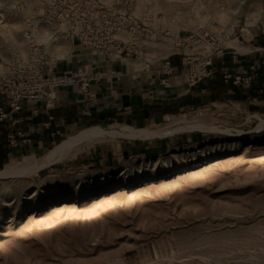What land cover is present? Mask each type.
Wrapping results in <instances>:
<instances>
[{
    "label": "rangeland",
    "instance_id": "374dc122",
    "mask_svg": "<svg viewBox=\"0 0 264 264\" xmlns=\"http://www.w3.org/2000/svg\"><path fill=\"white\" fill-rule=\"evenodd\" d=\"M94 1L113 11L118 19L130 17L133 39L144 49L143 63L148 60L151 64L150 73L145 75L162 73L170 56L186 69L184 60L199 59L201 53L209 52L214 54L211 77L216 73L215 63L222 61L227 68L223 81L232 83L239 77L236 86L244 91L255 86L256 91L250 101L242 95L241 100L205 103L175 115L199 116L219 130L229 129L226 135L198 131L153 141L109 142L42 172V179L55 175L63 183L81 171L120 167L135 157L163 154L181 146L197 147L210 138L223 140L198 149L195 157L193 152L180 161L168 159L169 164L161 160L156 168L144 169L135 178H117L103 189L97 186L79 190L78 198L67 197L68 204L63 207L55 203L56 209L51 212L47 201L41 202L42 207L32 217L30 204L11 206L0 215V264H264V128L257 130L264 120V78H260L254 64L243 63L237 71L234 63L228 64L233 60L239 22L254 0H244L240 14L230 15L228 24L232 29L230 24H217L222 28L217 35L206 23L199 26L188 19L180 23L185 30L170 28L169 21H161L160 13L155 17H148L144 9L137 13L135 0ZM232 4L219 8L233 10ZM11 13L8 11L6 22L12 20ZM152 41L157 45H150ZM74 48L78 52L74 53ZM69 50L79 59L87 55L84 63L94 60L80 47L69 45ZM1 56L7 60L5 48ZM1 56L3 67L6 60ZM123 66L131 73L139 70ZM245 82L250 84L248 88ZM167 123L164 118L141 128L164 127Z\"/></svg>",
    "mask_w": 264,
    "mask_h": 264
},
{
    "label": "crops",
    "instance_id": "0c3cea01",
    "mask_svg": "<svg viewBox=\"0 0 264 264\" xmlns=\"http://www.w3.org/2000/svg\"><path fill=\"white\" fill-rule=\"evenodd\" d=\"M249 7L247 16L239 22L233 60L228 64L234 63L235 70L243 63L254 64L260 78H264V0L251 1ZM84 57H72L68 62L60 63L58 70H70L79 60L85 62L88 56ZM97 61L98 64L89 63L90 70L103 71L105 77L91 85V99L78 95L71 88L60 89L55 94L56 102L52 108L43 103H21L8 117L18 121L13 127L8 120L0 122V169L14 155L47 150L60 139L90 126L116 122L141 128L205 103L241 100L245 95L244 100L250 101L256 91L255 86L244 91L243 87L223 81L222 74L227 68L222 61L215 63L213 77L191 89L186 85V69L173 56L168 59L167 75L161 72L149 76L131 74L128 68L109 63L104 58L97 57ZM111 72L116 76L110 77ZM7 103L0 98V107L7 109ZM10 129L15 134L13 145L7 139Z\"/></svg>",
    "mask_w": 264,
    "mask_h": 264
},
{
    "label": "bare ground",
    "instance_id": "6f19581e",
    "mask_svg": "<svg viewBox=\"0 0 264 264\" xmlns=\"http://www.w3.org/2000/svg\"><path fill=\"white\" fill-rule=\"evenodd\" d=\"M42 1L43 0L29 1V4L27 3L26 10L22 14L19 15L18 13L12 11V13L10 14L12 20L6 22L8 11L11 10L16 1L0 0V56L1 51L4 48L8 53L14 52L18 53L22 57L25 56L26 51L24 31L28 27L27 18L30 14L33 15V10L37 9L38 3H41ZM135 1V9L137 13H139L142 9L145 10V13H147L148 17L150 15L152 17H155L153 16L155 13H160L163 16V18H161V21L162 19L164 20V22L169 21L168 25L170 26V28H182L185 30V26H183L184 24L180 25V23L184 19H188L187 21L190 23H195L197 21L199 23V26H202L203 24L205 25L206 23L208 25V29H210L212 33L216 35L222 25L227 26L230 24H228L230 15L237 16L238 14H240V11L246 4L244 0ZM232 3H235L233 10L228 7L227 9H225L224 7L221 9L219 8L222 7V4L231 6ZM182 8H187L188 11ZM209 8H212V12L209 11ZM142 13H144V11ZM192 16L195 19L194 21L191 18ZM217 24H221V27L218 28L219 26H217ZM231 27L232 25L230 24L229 28L232 29ZM37 34L41 35L46 41H54L53 49H47V54L50 59H62L67 57V55L70 53L68 43L65 41L60 42L48 27H40L37 30ZM150 45L153 46L157 44L155 43V41H152ZM75 46L76 48H78L77 45ZM76 52H78V50L75 49L74 53ZM1 57L3 60H6L3 56ZM93 59L94 64H98L97 57H94ZM1 68L2 65L0 64V69ZM133 68H139V66L135 64ZM166 120L168 123L164 127L155 126L150 128H134L128 125L119 124L110 126H92L80 130L73 135L66 136L59 143H57L53 147H50L42 154H32L11 158L0 169V215L11 206H14L16 208L17 205L30 204L31 206H33V209L29 212V217L36 216V212L42 207L40 204L43 201H47V210L51 212V210L55 208V203H59L62 205L61 207H63L66 206L65 204L67 203V197L71 196L75 199L78 198L79 190L96 188L97 186H100L103 189L111 181L116 180L117 178H135L136 175L142 173L144 169L156 168L161 160H163V162H165L166 164H169L171 162L170 160L167 161L168 159H171L172 161V159L174 158L177 161H180L181 159H184L187 154L189 155L193 152L194 153L192 154V156L195 157L198 149L206 148L213 144H220L223 142V140L210 138L201 142L197 147L181 146L168 149L163 154L154 156L148 154L142 155L132 158L130 161H128L124 165H121L120 167L114 166L111 168H104L90 172L79 171L80 173L78 175L76 174L75 176L65 180L63 183L62 180L57 179L55 175H50L45 180L40 177V174L42 172L51 170L56 165L64 164L67 160L75 158L82 151L85 152L95 148L96 145L117 141H153L162 138H171L178 134H189L198 131L208 134L219 132L223 135H226L230 132L229 129L219 130L216 126L208 124V121H204L199 116H194L191 118L166 116ZM262 128H264V120L260 121L257 130ZM236 132L238 134L242 133L241 131ZM105 191L107 190H103L101 192Z\"/></svg>",
    "mask_w": 264,
    "mask_h": 264
},
{
    "label": "built area",
    "instance_id": "2783aa9c",
    "mask_svg": "<svg viewBox=\"0 0 264 264\" xmlns=\"http://www.w3.org/2000/svg\"><path fill=\"white\" fill-rule=\"evenodd\" d=\"M15 1L10 12L20 15L26 10L28 0ZM130 20V17L118 19L113 11L98 6L94 0H43L39 3L33 15L27 18L25 56L8 53L0 69V98L8 102L7 109L0 107V122L8 120L13 127L18 121L8 117L19 109L21 103H43L45 107L52 108L56 102L55 94L60 89L71 88L78 95L91 99V85L105 77L103 71H91L90 64L82 60L70 70H58V65L68 62L72 55L50 59L47 49H53L54 41H46L37 34L42 26L48 27L60 42L77 45L90 57H101L109 63L129 66L131 69L137 64L140 68L133 73L149 74L151 64L147 60L143 63L144 49L138 40L133 39L135 31L130 26ZM122 37H126L125 40ZM213 56L207 52L201 53L199 59L188 58L183 61L188 88L212 76ZM167 60L162 67V74L165 75L169 74ZM115 76L114 72L110 73V77ZM232 84H240L239 77L233 78ZM244 84L247 88L250 85L248 82ZM12 131L10 129L7 136L10 145L15 142Z\"/></svg>",
    "mask_w": 264,
    "mask_h": 264
}]
</instances>
